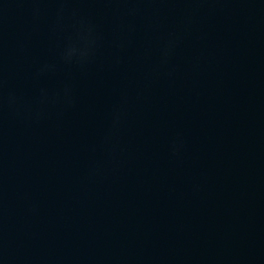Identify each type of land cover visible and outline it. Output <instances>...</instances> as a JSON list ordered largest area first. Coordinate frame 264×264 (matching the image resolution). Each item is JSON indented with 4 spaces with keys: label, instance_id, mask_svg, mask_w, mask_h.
Listing matches in <instances>:
<instances>
[{
    "label": "water",
    "instance_id": "1",
    "mask_svg": "<svg viewBox=\"0 0 264 264\" xmlns=\"http://www.w3.org/2000/svg\"><path fill=\"white\" fill-rule=\"evenodd\" d=\"M0 264H264V0H0Z\"/></svg>",
    "mask_w": 264,
    "mask_h": 264
}]
</instances>
